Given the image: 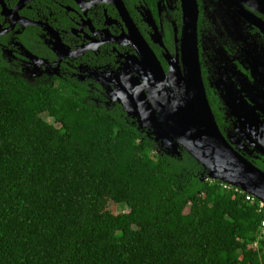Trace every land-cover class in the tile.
Returning a JSON list of instances; mask_svg holds the SVG:
<instances>
[{
	"label": "trees",
	"instance_id": "1",
	"mask_svg": "<svg viewBox=\"0 0 264 264\" xmlns=\"http://www.w3.org/2000/svg\"><path fill=\"white\" fill-rule=\"evenodd\" d=\"M204 175L120 107L0 69V264H264L257 202Z\"/></svg>",
	"mask_w": 264,
	"mask_h": 264
},
{
	"label": "flooded vegetation",
	"instance_id": "2",
	"mask_svg": "<svg viewBox=\"0 0 264 264\" xmlns=\"http://www.w3.org/2000/svg\"><path fill=\"white\" fill-rule=\"evenodd\" d=\"M121 1L124 14L111 0H0V69L91 107L122 110L110 101V79L137 77L139 67L128 64L141 61V40L167 72V57L179 53L183 10L181 0ZM196 3L199 63L217 126L264 174V0Z\"/></svg>",
	"mask_w": 264,
	"mask_h": 264
},
{
	"label": "water",
	"instance_id": "3",
	"mask_svg": "<svg viewBox=\"0 0 264 264\" xmlns=\"http://www.w3.org/2000/svg\"><path fill=\"white\" fill-rule=\"evenodd\" d=\"M181 1L180 48L175 57H167L168 71H163L159 60L141 40V61L128 64L139 67L137 77L131 74L129 78H111L114 89L110 91V101L119 104L137 130L147 131L165 154L179 157L184 151L203 168L202 181L230 185L264 203V174L223 136L209 105L198 57L196 0ZM111 3L124 14L121 0ZM23 5L21 1L14 12Z\"/></svg>",
	"mask_w": 264,
	"mask_h": 264
},
{
	"label": "built area",
	"instance_id": "4",
	"mask_svg": "<svg viewBox=\"0 0 264 264\" xmlns=\"http://www.w3.org/2000/svg\"><path fill=\"white\" fill-rule=\"evenodd\" d=\"M207 181L213 182V181H210V180H207ZM220 185L225 190L233 189L236 193L243 194L245 196V201L250 203V204H254L255 201L257 202L258 213L261 216L259 232H260L261 236L264 238V203L261 202V201L256 200L253 196L244 193L243 191H241L238 188H234V187H232L230 185H227V184H224V183H220Z\"/></svg>",
	"mask_w": 264,
	"mask_h": 264
},
{
	"label": "rangeland",
	"instance_id": "5",
	"mask_svg": "<svg viewBox=\"0 0 264 264\" xmlns=\"http://www.w3.org/2000/svg\"><path fill=\"white\" fill-rule=\"evenodd\" d=\"M42 119L50 124L53 123L52 119L50 117H48V115L46 114H43L42 116ZM57 126V125H56ZM108 208L109 210L114 213V214H119V213H124L127 211V209L123 206H115L112 202H110L108 204Z\"/></svg>",
	"mask_w": 264,
	"mask_h": 264
}]
</instances>
